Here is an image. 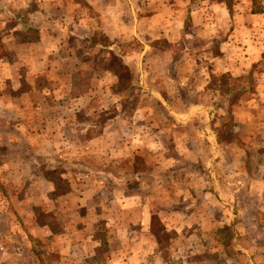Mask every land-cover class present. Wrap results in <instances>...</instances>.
I'll use <instances>...</instances> for the list:
<instances>
[{"label":"crops","instance_id":"obj_1","mask_svg":"<svg viewBox=\"0 0 264 264\" xmlns=\"http://www.w3.org/2000/svg\"><path fill=\"white\" fill-rule=\"evenodd\" d=\"M252 10V0H0V150L20 149L14 157L1 155L0 181L18 182L23 196L18 207L47 208L58 213L61 223L54 231L31 219L30 235L39 241L51 238L47 245L52 248L43 250L26 236L14 264H47V255L56 257L48 264H91L95 257L105 264H230L226 248L249 262L264 258V168L256 176L241 168L218 174L225 145L212 123L220 107L215 102H234L226 109L241 143L264 150V14ZM76 21L84 25L81 32L64 26ZM99 34L108 39L106 45L95 43ZM69 37L83 42L85 50H103L110 57L121 45L136 44V60L124 65L135 84L142 87L144 79L143 91L162 106L166 100L181 102V108L177 104L165 111L175 124L161 123L154 130L159 136L149 137L154 125L137 124L136 114L125 117L115 106L116 99L120 102L116 76L110 83L115 107L110 118L99 122L106 115L101 107L110 97L109 87L107 94L102 86L96 94L68 92L67 86L84 77V66L65 55L72 50ZM213 75L250 76L252 90L245 92L243 85L240 90L210 89ZM42 82L45 89L38 86ZM147 111L138 110L148 117ZM204 115L208 122L201 124ZM152 147L192 150L194 177L202 183L195 187L200 202L194 201L198 206L192 216L190 206L167 210L180 197L186 202L192 196L182 186L172 190L178 201L171 202L165 185L173 177L169 165H182L184 158H152L147 155ZM70 148L94 150L97 167L87 158L72 157ZM258 164L264 165L262 156ZM177 170L184 174L183 167ZM64 207L71 208L79 224L62 214ZM241 213L251 215L236 219ZM155 220L160 234L153 233ZM255 222L260 233L251 236ZM223 228L237 237L218 236ZM162 233L171 235L166 246ZM102 247L105 252L97 253Z\"/></svg>","mask_w":264,"mask_h":264},{"label":"rangeland","instance_id":"obj_2","mask_svg":"<svg viewBox=\"0 0 264 264\" xmlns=\"http://www.w3.org/2000/svg\"><path fill=\"white\" fill-rule=\"evenodd\" d=\"M257 6L259 8L264 9V0H257ZM84 12L86 8H84ZM87 13H92V9H88ZM97 24L98 22L95 21ZM65 27H70L71 29H74L78 32H81V30L84 29V25L82 22H68V25H64ZM76 38V37H75ZM70 43L72 44V50L65 54L67 57H70L71 62H77V64L81 67L84 66V68L81 70V73L84 77L83 80H75L73 86H67L70 87V90L68 91L74 96L80 95L82 93H89L92 92L93 94H96V92H100L101 89L105 88V94L108 93L107 87H109L110 90V83L113 80V77L116 76L119 79V83L114 86L116 88L115 90L120 95V102H118L116 99L115 106L117 108H121L123 111V114L125 117L133 116V114H136L137 119L134 118L133 120L136 121L137 124L144 125L148 128H150V125H154L155 127L152 128V132H150L149 137L156 139L159 135L154 132V130L157 127H161V123L164 124V126H172V124H175V118L171 116L165 111L168 112L170 110H175L176 105L179 104V108H181L182 104L181 102H177L176 100H170L165 101V106H162L160 102H157L156 99H154L150 94H147L146 91H143V88H147V85L144 84L141 80L142 87L140 85L135 84V77L132 76L131 70L127 67L125 63L126 62H133L136 60V55L138 54V47L134 43H127L124 45H121L122 47H118L116 50V56H109L108 52L100 50H85L82 47L83 42H75L73 38H70ZM107 39V38H106ZM99 34V36L96 35L94 37L95 43L99 44H107V41ZM108 40V39H107ZM198 43V41H196ZM214 48H216V45H214ZM217 53V52H215ZM173 56H180L181 54H177L176 52L172 53ZM138 56V55H137ZM186 56V55H185ZM147 59H150L149 61H152L153 63L156 62V57H151ZM128 63V64H129ZM144 70V68H143ZM153 71L151 72L154 74ZM144 78V77H143ZM243 85V88H246L245 92H250L252 90V79L250 76L245 77L243 80L237 79L232 80L229 79L227 76H215L213 75L211 77V81L209 83L210 89H219L221 91H225L226 89H233V90H240L239 88ZM39 87H44L43 82L38 84ZM52 86L48 85L45 91L51 90ZM114 93V92H113ZM153 98V99H152ZM110 99V100H109ZM108 101L105 102V107H101L105 110L106 115L98 117V121L106 120L107 118H110L109 116L112 115L110 111L113 110L114 98L112 92H110V97ZM113 100V101H112ZM234 103L232 101L230 102H215V104H219V108L216 109L217 115L213 119L212 123H214L216 126V132L218 141L220 143H223L225 146L220 147L219 155L222 156L223 160H218V166L217 171L218 174H224L232 173L234 171L238 172V170L245 169L252 174V176L260 175V168L264 165H260L259 158L262 156V159L264 158V150L259 149H253L250 147L245 148V143H241V138L238 136L240 135L237 132V124L234 122V120L231 119L229 116V112L226 108L229 109V106ZM184 105V104H183ZM99 108V110L101 109ZM144 109H147V116L141 115L139 111H143ZM150 112V113H149ZM164 112L163 115L161 113ZM86 116L82 115V119H85ZM162 117V118H161ZM104 118V119H103ZM201 118V124H206L208 122V117L206 115L200 117ZM93 119H96L93 117ZM150 124V125H149ZM146 135V134H145ZM13 134H9V137L11 138ZM90 136V135H89ZM170 140L174 141V134L172 133ZM14 144V143H13ZM15 145V144H14ZM83 150H76L75 148H70L67 150V153L70 154L72 157H78L81 158H87L89 161L92 162L93 167H97L96 165V159L94 150H85L87 152L82 153ZM192 150H174L172 148L159 150L156 148H151L147 151L148 156H152V158H156L159 160V158L166 157L169 160H179V158L182 156L181 159L184 158V163L182 165H169L167 172L168 175L173 177L169 178L167 182H165L166 187L170 188V195H169V201L175 202L178 201V198L174 195H172V190L179 187H186L189 192L192 193L191 197H188L187 201H182V197L179 198L178 204H173V206H169V213L174 212L173 210H181L185 207L190 206L189 209V216H192L194 209L198 206L194 205V201L196 203L200 202V199L194 195L195 187L202 186V183L198 182L196 178L194 177L196 175V170L193 168L192 160H194V157L191 154ZM20 149H17L16 146H9L6 150H0V157L1 155L14 157L19 155ZM65 153V150L63 151ZM31 154V152H30ZM94 154V155H93ZM160 154H163V157L160 156ZM89 156V157H88ZM6 158V157H3ZM165 158V159H166ZM220 158V156H219ZM195 161V160H194ZM27 167V166H26ZM183 167L184 174H178L177 168ZM4 168V167H3ZM44 168H47L46 166ZM176 169V171H175ZM262 170V169H261ZM160 171V170H159ZM6 172V171H2ZM164 172V171H161ZM46 175L48 177H54L52 176V173L49 174V172H46ZM181 176V177H180ZM14 179H10L9 177L5 181H0V188H3L0 190V264H14L16 251L18 249V244L21 242V240H26V236L29 238L30 241H33L34 243H38L42 245L41 247L43 250H47V248H52L50 245H47L49 243L48 241L51 240V238H47L46 240L39 241L36 239H33V236L30 235L33 232V226L32 221H35L36 224H48L51 227H53L54 231L59 230L61 227V223L58 221V213L52 211L48 212L47 208H27L26 206L18 207L17 205L18 200L23 199L22 194H19V191L21 190L18 182H16ZM236 180H234L235 182ZM28 182L24 183L27 184ZM4 184L5 187H3ZM204 186V185H203ZM182 189V188H180ZM184 191L185 193H189ZM2 193L4 194L2 196ZM207 201V200H206ZM22 202V201H21ZM208 202V201H207ZM17 205V206H16ZM19 208L18 210L16 209ZM165 209V208H163ZM193 210V211H192ZM63 215L68 216V220H70L71 224H79L78 219L76 218L73 211H71V208L64 207ZM250 213H241V214H235V217L239 216L238 220H244L247 217H249ZM257 215V214H256ZM263 214L259 215L262 216ZM78 216V215H77ZM203 216H201L202 219ZM37 218V220H35ZM257 218V217H256ZM32 219V221H31ZM60 226V227H59ZM256 222L250 226L249 229V235L251 236H257L259 235L260 230L259 228L255 227ZM100 237L104 238L103 229L100 226ZM161 231V225L160 223L155 220L154 222V228L153 233L160 234ZM244 232V230L242 231ZM241 231H238L237 234L240 235ZM41 236H43L41 234ZM218 236L230 239V238H236L235 231L233 229L230 230V228H223L220 229L218 232ZM43 238V237H42ZM161 242L164 246H166L171 238V235L168 233H162L160 235ZM26 245V244H25ZM255 249L257 246H254ZM260 247V246H259ZM227 252V256L229 257V261H231L230 264H264V258H258L254 262L247 261V258H236L235 256L232 257L231 250L225 249ZM224 251V252H225ZM105 252L104 247L100 248V250L97 253L103 254ZM7 256L3 257V254H6ZM103 255H100V257ZM98 257H95V261L91 262V264H105V262L102 263L101 259L98 258L100 261H97ZM56 259L55 255H47L45 257L46 262L45 263H51L52 260ZM50 261V262H49ZM56 261V260H55ZM220 262V261H218ZM66 264V263H65ZM219 264V263H216Z\"/></svg>","mask_w":264,"mask_h":264},{"label":"trees","instance_id":"obj_3","mask_svg":"<svg viewBox=\"0 0 264 264\" xmlns=\"http://www.w3.org/2000/svg\"><path fill=\"white\" fill-rule=\"evenodd\" d=\"M253 1V12L255 13H262L264 14V9L263 8H259V6H257V0H252Z\"/></svg>","mask_w":264,"mask_h":264}]
</instances>
